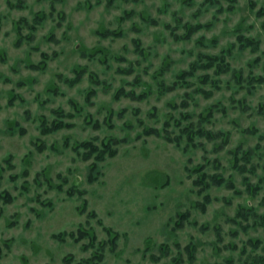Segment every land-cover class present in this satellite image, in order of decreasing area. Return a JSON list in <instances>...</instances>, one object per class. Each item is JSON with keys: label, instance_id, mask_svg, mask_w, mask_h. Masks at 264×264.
Wrapping results in <instances>:
<instances>
[{"label": "rangeland", "instance_id": "1", "mask_svg": "<svg viewBox=\"0 0 264 264\" xmlns=\"http://www.w3.org/2000/svg\"><path fill=\"white\" fill-rule=\"evenodd\" d=\"M107 228L102 264H264V0H0V264L82 263L54 235Z\"/></svg>", "mask_w": 264, "mask_h": 264}, {"label": "trees", "instance_id": "2", "mask_svg": "<svg viewBox=\"0 0 264 264\" xmlns=\"http://www.w3.org/2000/svg\"><path fill=\"white\" fill-rule=\"evenodd\" d=\"M240 41H243L242 38H240ZM245 45V44H243ZM252 45L253 47H256L258 45L257 41H253V40H249L247 43V46ZM204 58L203 59H208V64L206 65V67H213L216 66L217 68H220L221 72H227L229 71L227 68L223 67V59H221L220 57H216V58H210L209 56H205L203 55ZM222 62V63H221ZM192 70L186 72L183 74V77L187 76V77H191L193 76L192 73L194 72L195 69H197L198 64L194 63L192 66ZM225 69V70H224ZM209 77H206V80L208 81ZM210 93H207V95H209ZM209 116H211V114H209ZM169 126V123H166L165 127L163 130H157V129H153V128H145V135H156V136H161L162 134H164V138L166 140H168L169 142L175 143L179 148L181 145L180 142V138L182 135L177 136L175 138L171 137V133H169V130L167 129V127ZM64 125L61 121L55 122L53 124V128L52 129H48V128H43L42 132L43 133H49L55 130H59L61 128H63ZM199 135L200 137H208V138H213L215 135H213L212 133L208 132V131H204L202 129H199L197 133H195V135ZM190 139L193 141V137H190ZM126 142V140H119L117 138H110L108 141H103L101 143V145H97L95 144V142H84L82 143V145H80V147L82 146L85 150L84 152V158L89 160L90 158L94 159V162L91 164L90 166V170H89V175H90V182H95L99 179V177L101 176V173L99 171V163L105 161L107 158H112L115 157L117 155L118 152V146L121 143ZM79 148V147H77ZM245 160H248L247 163H250L251 160L245 156L244 157ZM8 162V161H7ZM197 170V169H196ZM216 178V177H215ZM203 179H205V175L202 176V178L196 179L194 181V183L196 185L204 184L205 182L203 181ZM224 181L222 180V178H216L215 179V183L217 185H221ZM208 187V185H205V188ZM59 189L61 187H58ZM7 194V193H6ZM6 194H2V198H4L7 202H11V198L9 195ZM245 209H242V211H240L237 215V217L239 218H243L244 219H248V215H245ZM250 212V211H249ZM106 232L109 236V240L107 242H102V241H98V238L96 235H94V233H91L90 231H86L83 229H79L78 233L75 232H63L60 234H55L54 238L56 239H60L61 241H65L67 237H70L71 239H73L75 242H81L82 240L85 239H89V243L85 244L82 246V249L84 251H89V250H93L91 256L89 259H86L84 262L82 263H78V264H102L105 260V252H106V248L108 246V244L111 245L112 250H114L116 244H117V240L119 239V234L118 233H114V231L112 229L107 228ZM73 262V257L71 255H69L67 258H65V264H72Z\"/></svg>", "mask_w": 264, "mask_h": 264}]
</instances>
